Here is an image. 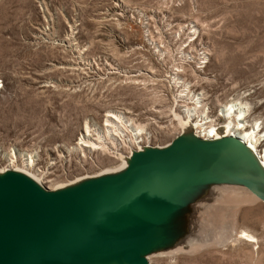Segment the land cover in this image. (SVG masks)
<instances>
[{
	"label": "rangeland",
	"instance_id": "374dc122",
	"mask_svg": "<svg viewBox=\"0 0 264 264\" xmlns=\"http://www.w3.org/2000/svg\"><path fill=\"white\" fill-rule=\"evenodd\" d=\"M239 102L261 150L264 0H0V171L54 189L138 145H167L185 131L179 119L236 123L221 110ZM114 112L123 117L107 122ZM235 212L256 246L242 238L150 263L264 264V202Z\"/></svg>",
	"mask_w": 264,
	"mask_h": 264
},
{
	"label": "water",
	"instance_id": "95a60500",
	"mask_svg": "<svg viewBox=\"0 0 264 264\" xmlns=\"http://www.w3.org/2000/svg\"><path fill=\"white\" fill-rule=\"evenodd\" d=\"M144 147L124 170L63 188L0 172V264H151L154 251L187 236V216L174 235L167 225L199 189L222 181L264 202V164L234 135L204 139L190 130Z\"/></svg>",
	"mask_w": 264,
	"mask_h": 264
},
{
	"label": "bare ground",
	"instance_id": "6f19581e",
	"mask_svg": "<svg viewBox=\"0 0 264 264\" xmlns=\"http://www.w3.org/2000/svg\"><path fill=\"white\" fill-rule=\"evenodd\" d=\"M196 97L197 101H199L200 95L198 94L196 95ZM247 110L248 109L246 105L242 104L241 102L231 103L221 110L223 116H230L231 114H234V116L236 117L235 120H237L236 123L229 121L227 123H223L222 125L211 124L209 123L210 119L208 120L207 115L200 116V118L194 120L190 119V116H188L187 121L183 122L180 119L179 121L181 122L185 131L195 130L197 132L198 128L205 131L203 132V135H200V133L197 132L198 137L202 136V138L204 139H215L230 134L236 136L251 150H253L259 157V160L262 162V164H264V147L261 150L259 148L260 140L263 137L261 131H259L255 127H252L250 130H246V128L244 127L243 120ZM185 111L190 113V115H192L191 112L196 113L195 108H186ZM121 116L122 115L117 112L109 113L107 115L106 121L110 122L113 119L119 118ZM87 138L88 135L83 134L80 137L78 143H88L89 140ZM144 146H151V144L147 143L145 145H138L137 150H143V148H145ZM132 155L133 150H131L129 155L119 153L120 163L117 166L106 168L97 173L86 174L66 183H60L55 186V189L63 188L66 186H72L85 179L92 178L95 176L120 172L127 167ZM232 156L236 158V160L243 166L247 173L257 175L258 170L256 171L254 167L250 165L247 161L242 160L237 155L232 154ZM26 160H29L31 162L32 157L28 156L26 157ZM2 171L4 170H1L0 172ZM23 172L27 173L36 182L42 184V181L38 179L37 175L32 174L31 172L26 170H24ZM198 192L201 193L198 199H195V196L193 198L188 197V203L186 202L187 207L182 211H179L178 215L176 214L170 220L171 222L169 226L167 225V230L170 229L168 232H170L171 234L173 233L174 235V232L179 229V220L183 216H187L190 221V226L188 228L189 232L187 236L183 238H178L175 243L171 244L170 246L164 249L156 250L152 254H176L180 252H196L205 248L209 249V246L227 245V243L238 241L242 238L250 242V244H253L255 246L257 245V237L253 235L252 232L250 233L246 229H243L240 232L236 230L235 210L236 208L241 207L245 203H254L256 201H261L259 197L253 194L248 188L239 185H228L223 183L222 181L205 186L199 189ZM227 192H233L234 195H236L233 199H227L223 201L222 198H225L224 195H226Z\"/></svg>",
	"mask_w": 264,
	"mask_h": 264
}]
</instances>
